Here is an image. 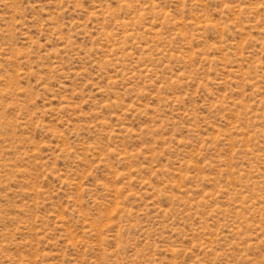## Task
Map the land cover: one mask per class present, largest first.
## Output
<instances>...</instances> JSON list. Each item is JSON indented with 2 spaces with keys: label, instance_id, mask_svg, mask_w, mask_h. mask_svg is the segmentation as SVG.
Listing matches in <instances>:
<instances>
[{
  "label": "rangeland",
  "instance_id": "obj_1",
  "mask_svg": "<svg viewBox=\"0 0 264 264\" xmlns=\"http://www.w3.org/2000/svg\"><path fill=\"white\" fill-rule=\"evenodd\" d=\"M0 264H264V0H0Z\"/></svg>",
  "mask_w": 264,
  "mask_h": 264
}]
</instances>
